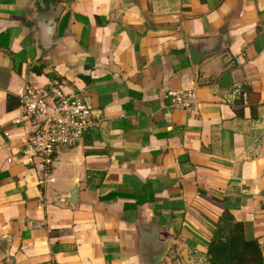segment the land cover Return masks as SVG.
<instances>
[{
	"label": "crops",
	"instance_id": "obj_1",
	"mask_svg": "<svg viewBox=\"0 0 264 264\" xmlns=\"http://www.w3.org/2000/svg\"><path fill=\"white\" fill-rule=\"evenodd\" d=\"M51 81L97 127L39 183L19 94ZM224 213L264 256V0H0V264H208Z\"/></svg>",
	"mask_w": 264,
	"mask_h": 264
},
{
	"label": "built area",
	"instance_id": "obj_2",
	"mask_svg": "<svg viewBox=\"0 0 264 264\" xmlns=\"http://www.w3.org/2000/svg\"><path fill=\"white\" fill-rule=\"evenodd\" d=\"M240 88L236 86L234 93L239 94ZM168 95L172 109L187 110L197 103L194 91ZM19 100L22 120L30 128L21 156L41 175L39 183H43L50 177L58 149L79 145L97 127V121L83 95H68L55 81L42 87H26Z\"/></svg>",
	"mask_w": 264,
	"mask_h": 264
},
{
	"label": "trees",
	"instance_id": "obj_3",
	"mask_svg": "<svg viewBox=\"0 0 264 264\" xmlns=\"http://www.w3.org/2000/svg\"><path fill=\"white\" fill-rule=\"evenodd\" d=\"M34 71L38 73V69ZM206 255L208 264H264L257 240L246 239L243 224L234 221L229 213L216 222Z\"/></svg>",
	"mask_w": 264,
	"mask_h": 264
},
{
	"label": "water",
	"instance_id": "obj_4",
	"mask_svg": "<svg viewBox=\"0 0 264 264\" xmlns=\"http://www.w3.org/2000/svg\"><path fill=\"white\" fill-rule=\"evenodd\" d=\"M52 40L51 31L49 27H44L42 30V46L43 50L46 51ZM187 50L190 58L191 65L196 69L199 63L210 55H214L219 52V49H207L203 50L202 45L199 42L188 40L186 42ZM77 186H74L72 192L69 195V203L72 205L76 202ZM170 247V242L161 245L158 248L148 247L145 249V254L142 259V264H159L162 259L166 256Z\"/></svg>",
	"mask_w": 264,
	"mask_h": 264
}]
</instances>
